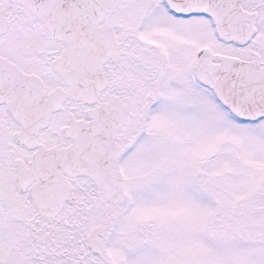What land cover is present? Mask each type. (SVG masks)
I'll return each mask as SVG.
<instances>
[{
    "label": "snow or ice",
    "instance_id": "snow-or-ice-1",
    "mask_svg": "<svg viewBox=\"0 0 264 264\" xmlns=\"http://www.w3.org/2000/svg\"><path fill=\"white\" fill-rule=\"evenodd\" d=\"M0 264H264V0H0Z\"/></svg>",
    "mask_w": 264,
    "mask_h": 264
}]
</instances>
